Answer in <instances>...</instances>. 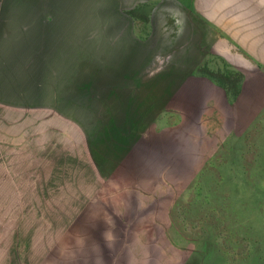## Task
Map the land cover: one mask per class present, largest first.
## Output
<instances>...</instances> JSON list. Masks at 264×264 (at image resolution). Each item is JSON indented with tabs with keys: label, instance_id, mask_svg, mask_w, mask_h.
Segmentation results:
<instances>
[{
	"label": "rangeland",
	"instance_id": "374dc122",
	"mask_svg": "<svg viewBox=\"0 0 264 264\" xmlns=\"http://www.w3.org/2000/svg\"><path fill=\"white\" fill-rule=\"evenodd\" d=\"M37 1L0 0V264H264V0Z\"/></svg>",
	"mask_w": 264,
	"mask_h": 264
},
{
	"label": "crops",
	"instance_id": "0c3cea01",
	"mask_svg": "<svg viewBox=\"0 0 264 264\" xmlns=\"http://www.w3.org/2000/svg\"><path fill=\"white\" fill-rule=\"evenodd\" d=\"M120 1L121 0H107L106 5L102 9L105 10L106 12L109 11V15H112V14L123 15V12L125 10L128 11V9H133V7L139 2V0H126L125 4H123V3L121 4ZM127 1L129 4H127ZM140 1H142V0H140ZM45 2H47V0H38L37 2L34 3V6L30 8V11L29 12L27 11V16L29 18L26 20V22H27L26 25L35 26L32 28L30 27L32 32H35L34 30H37L38 32L39 31L42 32L44 30L46 32L47 31H49V32L57 31V27H55V26H58L60 19H59V16L55 17L57 14L56 12L53 14L54 19L51 22V24H49L48 21H46L43 18V15H45V13L47 11V8L45 6V4H46ZM57 12H59V11H57ZM61 22H62V20H61ZM37 26H39L40 28H38Z\"/></svg>",
	"mask_w": 264,
	"mask_h": 264
},
{
	"label": "trees",
	"instance_id": "16d2710c",
	"mask_svg": "<svg viewBox=\"0 0 264 264\" xmlns=\"http://www.w3.org/2000/svg\"><path fill=\"white\" fill-rule=\"evenodd\" d=\"M135 12L137 10H130L127 11L126 14L130 18L134 19ZM35 35V34H34ZM29 44L33 45V43L29 42ZM205 72V71H204ZM212 76V79L228 94L229 96H232L233 99H236L242 90V82L241 79H243L239 74L237 73H224V74H209ZM233 80V82H232ZM230 82L233 83V85H230Z\"/></svg>",
	"mask_w": 264,
	"mask_h": 264
}]
</instances>
